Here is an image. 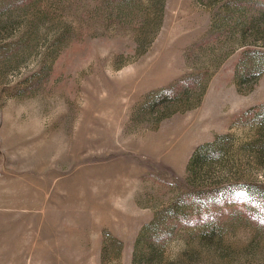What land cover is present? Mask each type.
Returning a JSON list of instances; mask_svg holds the SVG:
<instances>
[{
	"label": "rangeland",
	"instance_id": "374dc122",
	"mask_svg": "<svg viewBox=\"0 0 264 264\" xmlns=\"http://www.w3.org/2000/svg\"><path fill=\"white\" fill-rule=\"evenodd\" d=\"M0 264H264V0H0Z\"/></svg>",
	"mask_w": 264,
	"mask_h": 264
}]
</instances>
